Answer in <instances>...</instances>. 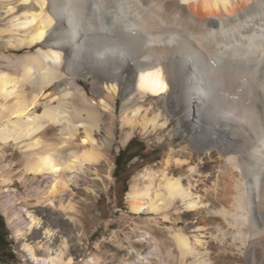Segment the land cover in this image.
I'll return each mask as SVG.
<instances>
[{
    "label": "bare ground",
    "instance_id": "obj_1",
    "mask_svg": "<svg viewBox=\"0 0 264 264\" xmlns=\"http://www.w3.org/2000/svg\"><path fill=\"white\" fill-rule=\"evenodd\" d=\"M0 19L3 43L29 48L0 53V148L45 179L41 215L13 212L32 260L77 263L71 185L114 144L120 109L123 143L166 150L128 192L133 214L172 223V245L144 238L145 264H264V0H0ZM256 67L263 80L243 78Z\"/></svg>",
    "mask_w": 264,
    "mask_h": 264
},
{
    "label": "rangeland",
    "instance_id": "obj_2",
    "mask_svg": "<svg viewBox=\"0 0 264 264\" xmlns=\"http://www.w3.org/2000/svg\"><path fill=\"white\" fill-rule=\"evenodd\" d=\"M2 26L4 21L0 19V29ZM38 45L36 44L33 50ZM27 52L28 47L10 48L0 38V53L11 55ZM86 85L90 86L89 82ZM117 115L118 135L114 144L107 146L100 163L82 171L84 177L77 178L71 185L70 199L76 205L77 211L73 210V213L66 216L71 215L74 219L78 240L70 246L67 256H74L77 260L75 264H94L93 260L97 264H145V255L152 250L154 241H144L145 237H149V232L162 244L165 241L169 242L167 245L173 244L171 229H168L172 223L165 224L161 218H150L147 214L141 217L133 214L128 196L135 179L141 178L150 165L160 163L166 150L141 133H135L136 135H132L123 143L124 129L120 120V109ZM132 140L126 155L135 151H138L139 155L126 166L117 169V157ZM18 147L10 143L9 146L0 148L6 155L3 164H0L3 165V168H0V213L5 218L11 243L10 251L0 250V264H38L30 258L29 252L24 248L26 242L33 243L36 238L31 237L33 234H30L25 226L24 234L15 233L13 212L25 213L21 209L24 207L36 216L41 215L40 208L46 203V198L36 189L38 186L44 188L42 184L45 179L25 174V159L21 148ZM3 177H9V180H3ZM184 224V221H178L176 226ZM143 233L147 235L142 236ZM38 251L42 253L41 250ZM150 262L148 264H155L154 259ZM235 262L234 264H243L244 260Z\"/></svg>",
    "mask_w": 264,
    "mask_h": 264
},
{
    "label": "trees",
    "instance_id": "obj_3",
    "mask_svg": "<svg viewBox=\"0 0 264 264\" xmlns=\"http://www.w3.org/2000/svg\"><path fill=\"white\" fill-rule=\"evenodd\" d=\"M133 142V140L127 145L125 149H123L120 153V155L116 159V165L117 169H119L122 166H126L130 160H132L134 157L139 155L138 151H135L129 155H126L128 149L130 148V144ZM122 159H124V163H122ZM9 230L5 221L4 216L0 213V250H11V243L8 239Z\"/></svg>",
    "mask_w": 264,
    "mask_h": 264
}]
</instances>
